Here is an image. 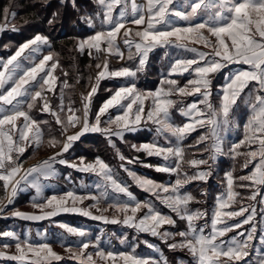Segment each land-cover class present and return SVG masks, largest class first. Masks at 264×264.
Returning a JSON list of instances; mask_svg holds the SVG:
<instances>
[{
  "label": "snow or ice",
  "instance_id": "obj_1",
  "mask_svg": "<svg viewBox=\"0 0 264 264\" xmlns=\"http://www.w3.org/2000/svg\"><path fill=\"white\" fill-rule=\"evenodd\" d=\"M175 2L176 0H144V3H138L137 0H97L100 10L95 17L85 18V22L89 27L96 28L95 20L99 19L100 28L93 35L79 41L78 51L83 53L87 49L88 55L97 59L103 53V62L96 64L99 71L95 77V84L91 86L87 95L81 97L82 109L73 108L70 102L67 106L66 119L61 118V113L65 112L63 90L58 111L51 107L47 96V93L55 94L58 77L54 73L59 67V60L50 50L48 54L39 58L36 55L41 52L42 46H49L50 49L48 37L37 34L19 45L14 54L6 60L0 59V181L3 182L5 191L9 192L8 203H12V198L18 191L32 188L36 193L33 197V206L52 209L42 215L15 212L14 215L21 219L42 220L61 212L79 213L105 223H122L138 233L158 236L166 243L178 235L181 240L169 244L168 247L187 248L195 264H241V262L252 264L245 258L249 257L252 242L257 239L258 228L257 224L253 223L257 214L256 208L254 205H242L238 209H229L238 202L237 197L243 200L242 194L234 190V185L252 189L247 198L256 201L257 196H261L259 203L264 205V195H261L260 191L261 187H264V0H179L178 9L174 6ZM116 8H119V11L114 15ZM5 13L7 14V9ZM128 24L136 28L126 27ZM3 30V26H0V32ZM121 34L123 44L128 50L127 58L129 60L139 58L135 70L128 67L109 69V56L115 55L121 60L124 59V53L117 43ZM210 37L215 38L214 41ZM189 40L211 48V52L190 47L186 42ZM158 47L175 48L181 53H193L192 58L180 55L170 64L169 70L170 76L188 73L192 78L188 79L184 86H179L176 79H165L161 87L146 93L138 91L135 83L120 86L103 102L94 120L90 121L91 102L98 91L100 81L136 77L137 72L143 70L149 53ZM229 64L247 67L240 68L226 77L227 82L220 89L219 103L214 105L211 100V76ZM64 75L67 76V73ZM252 82H255V86L246 92L245 89H248ZM68 86L67 81H64V87ZM174 95L200 97L190 104H181L178 108L179 114L186 118L182 125L175 124L172 119L171 110L176 108L178 103L171 98ZM147 99H151V105L146 111ZM238 101L248 109L244 135L239 141H232L225 151L228 134L237 126L234 114L239 107ZM38 102L42 113H49L55 118L64 140L61 142L52 137L49 145L55 147L60 143L61 150L48 159L23 169L18 163L19 156L23 155L28 147L38 148L42 144L41 125L48 123L38 121L30 114ZM111 109L118 110L115 116L108 115ZM77 112L81 115H77ZM106 115L108 118L102 122V117ZM21 119L23 122L18 125L17 121ZM147 122L156 125L155 131L158 136L167 134L165 139L169 141L170 146L164 147L153 141L132 147L137 152L143 151L148 157H161L165 164L145 166L154 167L158 172L176 174L175 183L164 185L139 176L125 164L142 161H139L138 157L127 158L117 150L118 158L124 162L120 167L138 187L155 196L172 213L186 221V230L178 233L167 230L161 232L160 229L165 224L175 226L176 221L172 216L162 214L151 200L137 201L129 191L128 184L120 180L100 157L87 163L81 157L78 164L60 158L86 133H101L109 140L111 146L115 147L113 137L123 140L126 133L139 130L140 126ZM102 123L105 126H102ZM77 126L78 131L66 135L69 128ZM197 128L206 129L199 136L197 144L210 142L204 148L210 153L208 159L216 162L218 157L228 155L235 160L243 155L245 157L243 167L253 165L252 171L247 175L234 177L231 171L226 173V191L218 195L210 222H205L201 226H197L196 221L207 216V213L199 209L191 210L189 203L194 198L180 191L189 181L206 182L212 174L211 167L207 170H198L193 175L180 172L184 152L183 141ZM171 138H174V143ZM251 145H256V149L253 150ZM242 147L247 151L241 152ZM56 163L94 174L98 178L96 182L91 186L81 184V188L94 187L96 193L77 195L73 189L64 195L43 197L44 189L48 187L45 181L58 175L54 167ZM189 163L197 166L208 163V160H191ZM120 194L126 199H121ZM40 198L45 202H39ZM85 199L95 202L90 207H95L101 201H111L110 206L125 215L122 220L93 215L87 208L76 206L77 201L82 202ZM69 200L72 202L71 206H68ZM142 208L147 209V212L137 218L136 214ZM129 211L131 215L127 214ZM240 217L242 219H237ZM233 220L234 223L229 222ZM258 223L264 224V208L261 209V220ZM244 225L251 226L244 229ZM59 226L68 236L60 234L58 242L70 253V258L79 261V264H96L93 253L87 252L90 247L95 250L96 257L103 261H112L113 264L118 259L123 261V264H167L166 260L162 262L153 256L136 254L137 245H132L130 251L117 252L104 248L102 246L104 241L100 236L93 240L82 229L66 224ZM237 229L242 231L227 240L222 239ZM259 232V244L264 246V227L259 228ZM69 236L76 239L69 240ZM0 237L15 242L18 253L7 255L0 251V257L17 261L19 264H53L54 261L62 259L46 237H42V242H36L30 236L21 239L14 231H4L0 233ZM123 242L122 240L121 243ZM144 243L156 250L154 245L147 241ZM221 257L226 259L221 260ZM258 264H264V254L258 256Z\"/></svg>",
  "mask_w": 264,
  "mask_h": 264
},
{
  "label": "crops",
  "instance_id": "obj_2",
  "mask_svg": "<svg viewBox=\"0 0 264 264\" xmlns=\"http://www.w3.org/2000/svg\"><path fill=\"white\" fill-rule=\"evenodd\" d=\"M61 1L62 2L67 1L70 3V5H74V2H75V0H61ZM176 1L179 4V1L178 0H176ZM92 3L94 5L93 11L92 12L87 11L86 15L83 14V16L81 18L83 25L90 32L89 33L90 35H93L95 31L99 30V28L97 26H99V24H100V23H98V22H100V20L96 19L95 20L96 28H91L85 22V18L95 17L96 13L100 10V6L98 5L97 0H92ZM118 11H119V9H117V12ZM117 12H115V13H117ZM115 13H114V15H115ZM12 14H10V19H12L16 16V13H14L15 14L14 16ZM101 18H102V14H101ZM13 32L18 33V30L16 29ZM33 37H31L30 39H32ZM30 39H28V40H30ZM26 41L27 40L23 41L22 44ZM50 47H51V45H50ZM159 49H161V51H165L166 53H170V54L175 53L174 55H180L181 54V52L175 48L164 49L162 47L161 48L158 47V48L154 49L152 52H150V54H152L154 51L159 50ZM49 50H50L49 46H42L41 52L39 54H36V55L39 58V57H41V54H48ZM10 56H7V57L2 56L0 53V59L6 60ZM185 74L182 76L181 75H172V76L167 77V78L168 79H176L179 83V86H184L185 83L187 82L185 80L189 78L188 76L186 78ZM164 76H166V75H163V77ZM129 80H131V79H129ZM102 82L103 83H102L101 89L104 88V90H105V88H107L109 90V92L107 93V96H105L106 95L105 94L103 97L104 99L100 100L103 102L105 100H107L120 86L129 85L131 83H135L138 91L145 92V93L148 91H154V90H156L162 86V81H159V84H157V86H155L154 88L152 87V89H149V88H151L152 83H155V81H117L116 80V81H102ZM226 82L227 81H219L218 85H216V84L212 85L211 100L213 97H214L213 99L216 100V101L212 100V103L214 105H218L219 101L217 102V99L219 98L220 89L222 88L223 85L226 84ZM56 86L58 88L61 87V85H58V81L56 83ZM254 86H255V82L250 83L249 88L245 89V91L247 92L249 89L253 88ZM164 87H167V85H164ZM62 88H63V86L60 89H62ZM56 89L57 88H55V91H56ZM49 94L50 93H47V96ZM171 98L178 102L176 108H173L171 110L173 122L177 125H182L184 122H186V118L179 114L178 108L181 106V104H183V105L190 104L193 101L198 100L200 97L199 96L180 97L178 95H174ZM148 101H150V104H146ZM103 102H102V104H103ZM238 104H239V107L236 108L235 114H234L237 126L235 128H233L230 131V133L228 134V137H227L228 142L225 144V151H227V149L230 146V143L232 141H239L240 139L243 138V135H244L243 129H244L245 121L248 117V109L245 107V105L243 103H240L239 101H238ZM150 105H151V99H147V101H145L146 111ZM201 107H203V106L201 105ZM117 111H118L117 109H111L108 115L115 116L117 114ZM33 115H36L38 118V121L39 120L41 121V119H44L46 116L49 115V113H42L39 109L37 112H34ZM108 115L102 117V120L103 121L106 120L108 118ZM93 120H94V114H92V116L90 118V121H93ZM22 122L23 121L21 119L20 121H17V124L19 125ZM102 126H105V125H103V123H102ZM45 128L42 127L43 134L50 136V134H51L50 128H47V129H45ZM155 129H156V125L152 124L151 122L143 123L140 126L139 130H137L133 133H126L124 135L123 140L116 138V137H113L112 139L115 143V147L111 146V144L109 143V140L104 135H102L101 133H86L85 135L81 136V138L78 141L74 142L72 144V147L75 146L76 144L80 145L81 143L82 144L89 143L91 148L93 146L96 147L99 151L98 154L96 153V157H100L102 160H104L113 169L114 173L119 177V179L123 180L124 182H126L128 184L129 191L135 197L141 198L144 202L149 201V200L153 201L155 204V207L162 214L171 215L172 218L176 221L175 226L166 224L165 227H163L162 229L173 232V233H178L180 231L186 230V221L181 220L179 217L176 216L175 213H172L164 204H162L159 200H157L155 198V196L144 191L142 188L138 187L132 181L131 177L128 176L127 172H125L120 167L121 163H124V162H122L118 158V154H117V150H118V151H120V153H122L127 158L138 157L139 161H142V163L141 162H135L132 164H125V166L127 168H129L130 170L134 171L139 176L150 178L151 180H153L154 182L159 183V184H164V185L174 184L175 180L177 178L176 174L158 172L155 170L154 167L145 166V165L156 166V165L165 164L166 162L161 157H156V156L148 157L143 151L137 152L132 147V145H135V144H142L145 142H153V141H157L161 146H164V147L170 146L169 141L165 139V136L167 134L165 133L164 135L158 136L156 134ZM205 131H206V129L197 128L196 131L192 132L190 135L187 136V138L183 141V149H184L183 160L180 162L181 163V169H180L181 174L187 173L188 175H193L198 170H201V171L207 170L209 167H211L212 174L206 182L200 181V180H191L188 183H186L180 189L181 193H188L194 198L189 203V208L191 210L194 211L196 209H199L202 212L207 213V216L196 221L197 226H201V225L205 224V222H210V218H211L213 209L216 205L218 195H220L221 193H224L226 191V173L231 171L234 177H239V176L250 174V172L252 171V168H253V165H249L248 168L243 167V164L245 162V157L243 155L238 156L235 160H233L228 155L218 157L216 162H213L212 160L208 159L210 153L205 151L204 148H205L206 144H208L210 142H205V144H197V140H198L199 136L201 134H203ZM171 139H172V142L174 143L175 142L174 138H171ZM40 147H41V145L38 148H40ZM72 147L66 156L67 161H68V159H73L74 157H76L75 153H73V152L71 153V151L73 150ZM256 147H257L256 145H251V148L253 150H255ZM38 148L35 146L28 147L27 150L23 153V155L19 156L18 163H20L22 165L23 169L30 168V167L38 164L39 162L49 158V156H46V157L40 156L38 158H35V157L29 158V155L31 156ZM80 148H82V146ZM81 151H82V149H81ZM240 151L245 152V151H247V149L245 147H242L240 149ZM134 152H136V153H134ZM95 158L93 157L91 159H93V161H94ZM200 159H206V160H208V163L202 164V165H197V166H192L189 163V161H191V160H200ZM238 166L240 168H238L239 170L236 171V168ZM54 167H55L58 175L56 177L48 180V181H45V183L48 185V187H46L44 189L43 197H50L54 194L55 195H64L66 192L74 189L73 188L74 183L72 181V178H73L72 169H70V167H68L67 165H62L59 163H56L54 165ZM82 173L86 174V175L85 176H77V178L86 177L87 179L84 180L85 185L91 186L98 179L94 174L84 173V172H82ZM78 181H79V179H78ZM90 182H91V184H90ZM236 183L238 184L239 181H237ZM75 189L80 190L81 184L78 185L77 187L75 186ZM87 189L94 191L96 193V189L94 187H87V188H85V191H87ZM234 190L237 192H240L242 194L243 200L241 201L240 197H237L238 202L234 203L232 205V209H229V210L238 209L242 205L243 206L254 205L256 208L257 214H256V217H255V220L253 221V223L257 224V228H258V231L256 233L257 239L252 242V248L250 249V255H249V257L245 258V260L251 261L252 264H258V256L261 255L260 253L264 254V246H261L259 244V241H258V237L260 235L259 228H261L263 226V224L258 223L261 220V217H260V209L261 208H260V206H262V204L259 203V201L261 200V196H257L256 201H252V200H249L247 198L251 194L252 189H243V188H239V187L234 185ZM9 191H10V189H9ZM8 194H9V192H6L4 187H3V182L0 181V199L3 197H6V196L8 197ZM35 196H36L35 190L32 188H28L25 191H18L17 194L15 195V197L12 198V203H5L6 207L2 211H0V233H2L4 231H14L15 233H17L21 237V239H23L26 236V234H28V229L30 230L32 228V231L30 230L32 233V235L31 234L30 235L33 236L32 240L39 242V241H37L38 240L37 235L40 234L39 232L41 230V224H42V222H40L41 220H25V219H21L20 217H17L14 215L15 212L25 213V211L22 212V211H19L16 209L17 207H19V205L25 206L26 205L25 203H27L28 205H31L32 207H34L33 206V197H35ZM120 196H121V199H126V197H123V194H120ZM39 202L44 203V199L40 198ZM263 207H264V205H263ZM0 209H1V203H0ZM25 214L40 215L41 213H33V212L28 211ZM237 219H242V217L237 218ZM229 222L234 223L235 221L233 220V221H229ZM63 224L70 225L71 223L67 222V221H63ZM250 226L251 225H244V229H248V228H250ZM239 231H242V229H237V230H234L232 232H229L222 239L227 240L228 238L235 236L237 234V232H239ZM65 236H68V235L65 234ZM151 237H153V236L151 235ZM151 237L147 236V238L149 239V242H150ZM70 238L71 237L69 236V240H71ZM180 240H181V237H179L177 235L174 238V240L169 239L167 241V243L162 241V242H164L163 243L164 248H163V252H161V253L163 255L166 254L168 256V260L170 262H172V264H195V260L187 248H175L173 253L169 252L168 245L171 243H174V242H178ZM150 243H152V242H150ZM6 244H8L9 246L5 247ZM10 246L14 247L15 242L9 241L8 238L0 237V248L4 247V248L8 249ZM0 251H2V250H0ZM151 252H152V250L150 251V253ZM150 253L148 252V254H150ZM6 254L12 255V254H8V253H6ZM159 258L161 261L164 259V257L162 255H160ZM225 259L226 258L221 257V260H225ZM0 264H19V262L13 261V260H8V259H5L3 257H0ZM241 264H245V262H241Z\"/></svg>",
  "mask_w": 264,
  "mask_h": 264
},
{
  "label": "rangeland",
  "instance_id": "obj_3",
  "mask_svg": "<svg viewBox=\"0 0 264 264\" xmlns=\"http://www.w3.org/2000/svg\"><path fill=\"white\" fill-rule=\"evenodd\" d=\"M90 1L92 2V0H90ZM137 2L138 3H144V0H137ZM174 6L178 9L180 7V2L178 4V2L176 1ZM93 9L90 10L89 12H92ZM117 9H119V8H116L114 10V13L117 12ZM87 11L88 10H86V12ZM86 12H85V15H86ZM12 13H16V12L11 11L10 14H12ZM14 18L10 19V15H9L8 19L5 22L3 21L0 23V26H3V29H4L2 32H0V53L2 56L7 57V56L12 55L17 50L19 45L22 44V42L16 43L17 41H10V40L4 38V36H6V35L9 36L11 33H13V31H15L17 29V27L15 26ZM98 23H100V22H98ZM181 23H183V22H181ZM97 27L100 28V24ZM126 27H131L133 29L136 28V26L131 25V24L126 25ZM13 29H15V30H13ZM122 32H123V30H122ZM205 35H207L206 32H205ZM88 36H90V34ZM88 36L79 38L75 42L76 53L79 56L85 55L89 59V66H88V71H87L88 75L86 77L87 79H85V81H74V83L72 85L71 82L68 81L69 77L64 75L65 71H63L60 67H58L54 73L58 77V79H57L58 85H61V87L63 86V88L60 89L61 87L58 88L56 86L57 89L55 91V94L50 93L48 95V99H49L51 107L58 111V105L60 104V95H61V91L63 90L65 112L61 113L62 119H66L67 106L69 105L70 102H71V106L73 108L82 109L81 97H82V95H87L88 91H90V89H91V86L93 84H95V77H96L97 72L99 71L96 68V64L103 62V58H104L103 53H101L100 58L97 59L94 56L90 57L88 55L87 49L83 53L78 51L79 41L87 38ZM210 39H212L214 41L215 38L210 37ZM186 42L189 44L190 47H196L200 51L211 52V48H207L201 43H195L192 40H189ZM117 43L119 44L121 51L124 53V59L121 60L119 57H117L115 55L109 56L108 57L109 69L110 70H117V69H120L122 67H128L132 70H135L138 66V59L139 58L134 57L132 60H129L127 58L128 57V50L123 44L122 34H121V37H118ZM164 49H166V48H164ZM134 51H135V49L133 48V52ZM174 54L175 53H172V54L167 53V55H166L165 51H161V49L156 50L152 54L149 53L148 59L146 61V64H145L143 70L138 71L136 77H134V78H131V77L130 78H111V79H104L102 81H116V80L117 81H155V83H152L151 88H149V89H152V87L154 88L155 86H157V84H159V81H163L165 79H168L167 77H170V75H169L170 64L173 63L176 58H178L180 55H183L187 58H192L194 56L193 53H186V52L181 53L180 55H174ZM42 55H45V54H41V56ZM54 56L57 59L55 54H54ZM246 67L247 66H245V65L229 64L227 67L221 69L219 72H217L211 76L212 85L213 84L218 85L219 81H226V77L229 74L233 73L234 71H236L240 68H246ZM163 75H166V76L163 77ZM185 76H186V78L188 76L189 77L188 79L192 78L188 73H186ZM78 78H80V77H78ZM129 79H131V80H129ZM188 79H186L185 81H187ZM64 81H67V84L69 85L66 88L64 87ZM102 81H100V83H99L97 93L92 98L90 118H91L92 114H94V117H95L96 112L98 111V109L100 108V106L103 102L100 100L104 99L103 98L104 95L106 94L105 96H107V93L109 92V90L107 88H105V90H104V88L101 89L102 83H103ZM211 88H212V86H211ZM213 98H212V100L216 101ZM218 101H219V98L217 99V102ZM146 104H150V101H148ZM39 109H40V105L38 102L37 106L34 107L30 113L31 116L34 117L36 120H38V118L36 115H33V113L37 112ZM77 115H81V113L77 112ZM41 121H47L48 122L47 124H42L41 127H44V128L46 127L45 129L50 128L51 134H50V136L43 134L44 137L42 138L43 142L41 144V147L38 148L31 156L29 155V158H34V157L38 158L40 156L51 157L56 152H59L61 150V144L60 143L56 144L55 147H52L49 145V140L52 137H55L58 141H61V142H63V140H64V136L61 135L60 126L55 123V118L51 114H49L44 119H41ZM78 130H79V126H77V128H69L66 135H72ZM135 145L139 146L140 144H135ZM81 146H82V148H80ZM72 149L73 150L71 151V153L72 152L75 153L76 157H74L73 159H68V162L69 163H77V164L79 163V158H81V157L84 158L86 163L87 162H93V159H91V158H93V157L95 158L96 153L98 154V152H99L96 147L93 146L91 148L89 143H86V144L81 143L80 145L76 144L75 146L72 147ZM81 149H82V151H81ZM68 152L63 153V156L60 158L66 160V156H67ZM134 153H136V152H134ZM238 168H240V167L238 166L236 168V171L239 170ZM70 169H72V176H73L72 181L74 183L73 188H74L76 194L77 195H84V194L89 193V192L95 194L94 191H91L88 189H87V191H85V188H81L80 190L79 189L76 190L75 186L77 187L80 184L85 185L84 180L87 179L86 177L77 178V176H85L86 174H83L82 172H79L75 168H72V167H70ZM78 179H79V181H78ZM90 184H91V182H90ZM260 191H261V195H263L264 194V187H261ZM136 199H137V201L144 202L141 198L136 197ZM0 201H1L0 202L1 203V209L3 210L6 207L5 203H8V197L7 196L3 197L0 199ZM94 203L95 202L91 199H85L82 202L77 201L76 206L80 207V208H87L93 215H103V216L108 217L109 219L118 218V219L122 220L124 215H125V213L117 211L115 207H111L110 206L111 201H106V202L101 201L95 207H90ZM25 204H26L25 206L19 205V207H17L16 209L19 211H22V212L25 211V213L28 211L33 212V213H41L40 215L44 214L45 212L52 210L50 208L40 209L37 207H32L31 205H28L27 203H25ZM71 205H72V202H71V200H69L68 206H71ZM260 208L261 209L264 208L263 205L260 206ZM261 209H260V217H261ZM146 212H147V209L142 208L140 211L137 212V214H136L137 218L143 216ZM127 214L131 215V212L129 211ZM63 221L70 222L71 224L69 226L76 227V228H79V229L86 231L89 238H91L93 240H95V238L98 236L102 237V239L104 241L102 246L106 249H114L117 252H122V251L127 252V251L131 250L132 245H137V247L135 249L136 254H138L140 256H153L158 260H160L159 256L162 255L164 257L162 262L164 260H166L167 264H172V262H170L168 260V256L166 254L163 255L161 253V252H163V248H164L163 243L164 242H162L160 237H158V236L151 237V235L149 233H138L135 229L129 228V227L123 225L122 223H117V224L105 223L102 220H94V219H91L90 217L83 216L79 213H71V212H69V213L61 212L58 215L52 216L48 219H42L40 221V222H42V224H41V230L39 232L40 236L37 235V237H38L37 241L42 242V237H46L47 241L51 243L53 250L62 257L61 260L54 261L53 264H79V261L75 260L74 258H70V253L67 252L65 250V247L61 246V244L58 242V237L60 236V234H62V233L64 235L67 234L64 231V229H62L59 226L60 224H63ZM165 225H163L161 227V229H160L161 232L165 231L164 229H162L163 227H165ZM262 227H264V224ZM30 230L32 231V228ZM30 230L28 229V234H26V236H30L32 239L33 236H31L32 233ZM147 236L151 237L150 242H152V243L149 242V239L147 238ZM70 239L75 240L76 238L71 237ZM122 240L124 241L123 243H121ZM145 241L154 245L155 249L158 251L149 248L144 243ZM150 249L152 250L151 253H150V251H151ZM168 249H169L170 253H173V251L175 250V249H170V248H168ZM0 250L6 252L8 254H12V255L18 254L16 252L15 246L14 247L10 246L8 249L3 247V248H0ZM76 251H78V249ZM94 251L95 250L91 247L89 249H87V252L93 253V259L96 262V264H113L112 261H103L100 258L96 257L94 255ZM148 252L150 254H148ZM260 254H262V253H260ZM30 255L31 254L29 253V256ZM115 264H123V261L118 259L115 262Z\"/></svg>",
  "mask_w": 264,
  "mask_h": 264
},
{
  "label": "trees",
  "instance_id": "obj_4",
  "mask_svg": "<svg viewBox=\"0 0 264 264\" xmlns=\"http://www.w3.org/2000/svg\"><path fill=\"white\" fill-rule=\"evenodd\" d=\"M93 8L90 0H75L74 5L61 0H0V23L14 11L18 33L6 35L5 39L21 43L37 34L48 37L50 51L56 55L59 67L73 85L74 81L87 79L89 59L76 53L75 42L89 35L81 17Z\"/></svg>",
  "mask_w": 264,
  "mask_h": 264
}]
</instances>
